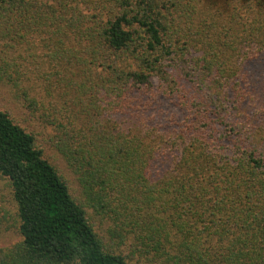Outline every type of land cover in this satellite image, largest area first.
I'll use <instances>...</instances> for the list:
<instances>
[{
    "label": "trees",
    "instance_id": "trees-1",
    "mask_svg": "<svg viewBox=\"0 0 264 264\" xmlns=\"http://www.w3.org/2000/svg\"><path fill=\"white\" fill-rule=\"evenodd\" d=\"M260 67L264 0H0V79L84 196L0 109V264H264Z\"/></svg>",
    "mask_w": 264,
    "mask_h": 264
},
{
    "label": "rangeland",
    "instance_id": "rangeland-1",
    "mask_svg": "<svg viewBox=\"0 0 264 264\" xmlns=\"http://www.w3.org/2000/svg\"><path fill=\"white\" fill-rule=\"evenodd\" d=\"M39 44V43H38ZM35 57L39 58L41 51L35 50ZM264 68L257 69L255 82L263 77ZM264 75V74H263ZM157 85V81H155ZM258 87H261L258 81ZM30 85L26 83L19 91L14 89L13 86L7 84L0 79V109L8 112L17 122L24 128L33 131L38 137V144L44 150L45 157L54 164L60 173L65 177L70 192L76 197L83 200L82 188L79 184L78 178L75 173L70 169L56 147V136L54 128L49 125L45 118L42 116V111H33L24 100L23 91H26ZM173 102L168 101L164 103V110L173 112ZM21 241V236L17 230V210L11 190L7 185V181L0 176V248L10 247Z\"/></svg>",
    "mask_w": 264,
    "mask_h": 264
}]
</instances>
